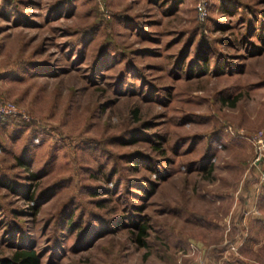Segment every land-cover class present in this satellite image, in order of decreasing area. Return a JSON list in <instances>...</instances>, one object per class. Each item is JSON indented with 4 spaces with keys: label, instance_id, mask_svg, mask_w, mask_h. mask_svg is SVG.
Returning a JSON list of instances; mask_svg holds the SVG:
<instances>
[{
    "label": "rangeland",
    "instance_id": "1",
    "mask_svg": "<svg viewBox=\"0 0 264 264\" xmlns=\"http://www.w3.org/2000/svg\"><path fill=\"white\" fill-rule=\"evenodd\" d=\"M0 100V257L264 264V0H0Z\"/></svg>",
    "mask_w": 264,
    "mask_h": 264
},
{
    "label": "trees",
    "instance_id": "2",
    "mask_svg": "<svg viewBox=\"0 0 264 264\" xmlns=\"http://www.w3.org/2000/svg\"><path fill=\"white\" fill-rule=\"evenodd\" d=\"M136 227L138 229V235L136 236V242L140 246H143L144 245L143 237L146 233V228L145 226H142L139 224H136ZM0 264H40V259L34 250L24 249L22 247H19L16 250H14V252L10 256L0 257Z\"/></svg>",
    "mask_w": 264,
    "mask_h": 264
},
{
    "label": "built area",
    "instance_id": "3",
    "mask_svg": "<svg viewBox=\"0 0 264 264\" xmlns=\"http://www.w3.org/2000/svg\"><path fill=\"white\" fill-rule=\"evenodd\" d=\"M17 113L15 106L9 102L0 100V119H5L13 116ZM255 151V163L262 166L263 178H264V133L260 132L255 139L254 145Z\"/></svg>",
    "mask_w": 264,
    "mask_h": 264
}]
</instances>
